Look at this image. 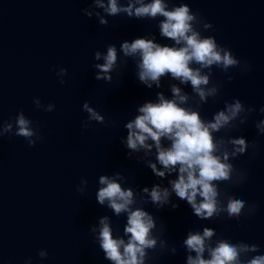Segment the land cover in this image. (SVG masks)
Segmentation results:
<instances>
[{"label": "water", "instance_id": "95a60500", "mask_svg": "<svg viewBox=\"0 0 264 264\" xmlns=\"http://www.w3.org/2000/svg\"><path fill=\"white\" fill-rule=\"evenodd\" d=\"M170 3H186L199 12L213 25L202 35L214 36L251 68L248 72L230 70L231 82L213 68L212 81L222 85L221 92L215 103L209 100L203 106L201 116L210 120L233 98L256 108L240 131L229 133L258 145L255 154L249 149L232 161L246 172V182L220 187L258 207L254 215L242 216L237 222L226 217L200 221L175 195L172 199L179 204L175 210L165 207L157 211L151 204L145 205L158 227L165 226L162 238L169 248H177L175 255L166 251L148 264H186V251L179 245L188 230L202 231L203 227L213 228L233 242L257 244L264 254V137L254 127L255 121L264 119L259 113L264 107V0ZM89 5L90 0H0V119L9 120L23 111L43 137L34 147L19 137L0 138V264H25L28 258L31 264H110L89 228L98 217L108 215L122 235L126 217L117 218L97 204L99 176L120 172L128 181L122 186L136 190L155 183L168 186L167 180H158L143 161H137L143 152L127 158L121 139L127 136L124 125L137 115L136 108L155 100L156 91H164L170 98L168 84L178 82L162 78V89L149 90L138 82L131 59L120 75L112 74L111 83L96 81L93 64L103 63L94 60L96 51L106 53L109 44L119 49L123 41L148 33L162 45L173 42L160 38L158 21L106 17L108 26H101L95 17L83 14L82 9ZM60 68L67 70L63 85L56 75ZM184 90L191 93L190 86ZM34 98L44 105L54 104L55 110H37ZM84 102L104 116L105 124L93 121L86 130L82 128L87 119ZM150 158L155 162L154 156ZM82 178L88 181L83 195L76 191ZM40 250L47 251L46 259L38 256Z\"/></svg>", "mask_w": 264, "mask_h": 264}, {"label": "clouds", "instance_id": "9594fccd", "mask_svg": "<svg viewBox=\"0 0 264 264\" xmlns=\"http://www.w3.org/2000/svg\"><path fill=\"white\" fill-rule=\"evenodd\" d=\"M82 12L89 19L95 17L104 27L109 24L106 17L158 21L160 38L173 42L171 46L162 45L156 42L154 34L148 33L130 42L123 41L119 49L114 44L107 45L106 53H94L95 61H103L93 64L96 81L111 83L112 74L120 75L131 59L138 82L149 90L162 89V78L178 82H169L170 98L164 91H156L155 100L140 104L136 108L137 115L125 123L127 136L121 139L128 150L127 158L143 152V157H137V161H143L158 180H167L168 186L155 183L151 188L136 190L122 186L128 181L120 172L99 176L97 204L117 218L126 217L122 235L113 228L108 215L98 217L97 223L90 226L89 231L104 259L110 264H148L166 251L175 255L177 248H169L162 238L165 226L158 227L156 217L145 210L148 204L157 211L165 207L179 208L173 195L185 201L192 215L200 221L226 217L239 222L242 216L254 215L257 204L249 205L222 190L220 185L236 187L246 182V172L238 170L232 161L247 154L249 149L255 154L258 145L249 143L244 136L233 137L229 133L240 131L256 108L233 98L231 102L225 101L223 109L215 112L210 120L201 116L203 106L209 100L215 103L221 92L222 85L212 81L213 68L231 82L230 70L248 72L250 66L242 64L230 49L218 44L214 36L202 35V31L212 30L213 25L206 23L200 13L193 12L186 3L176 6L170 0H125L124 3L90 0L89 7ZM56 75L63 85L67 70L60 68ZM188 86L191 93L184 90ZM33 103L39 111L55 110L54 104L44 105L39 98H34ZM82 110L87 113V119L82 121L83 129L93 121L105 124L104 116L89 102L83 103ZM259 113L264 116V107H260ZM254 127L257 135L264 137V119L255 121ZM5 136L22 138L29 147L43 139L38 127L23 111L9 120L0 119V138ZM87 185L88 181L82 178L76 191L83 195ZM179 246L186 251V264H264L259 245L242 240L233 242L209 227H203L202 231L188 230ZM38 256L46 259L48 253L40 250ZM25 264H31V258Z\"/></svg>", "mask_w": 264, "mask_h": 264}]
</instances>
